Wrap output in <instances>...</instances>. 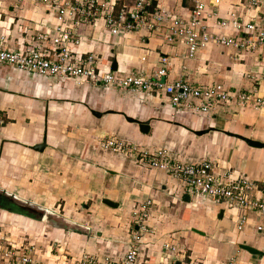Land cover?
<instances>
[{"label":"crops","instance_id":"obj_1","mask_svg":"<svg viewBox=\"0 0 264 264\" xmlns=\"http://www.w3.org/2000/svg\"><path fill=\"white\" fill-rule=\"evenodd\" d=\"M133 2L125 0L128 5ZM157 2L159 8L174 15L190 16V0ZM213 8L224 19L231 13L244 22L262 16L261 9L245 0H221ZM57 23L55 12L46 6L28 0H0V33L12 49H23L35 33ZM211 31L225 33L213 23ZM78 33L81 44L75 51L99 55L104 70L112 69L116 62L121 76L138 69L152 73L161 66L160 58L167 56L170 66L164 80L168 82L183 79L195 85L222 84L231 91L264 96V47L240 53L211 44L188 58L185 45L167 43L164 29L114 35L100 21L81 26ZM140 123L149 125L147 133L141 131ZM244 139L264 142V110L232 103L218 105L204 115L173 108L165 98L152 94L42 77L0 64V178L8 180L0 191L37 209L26 215L0 205V264H19L3 258L7 247L31 252L39 264H76L85 254L119 260L135 228L132 212L148 201L152 205L147 224L161 229L159 234L144 236L140 264H171L172 260L175 264H198L195 260L205 264L214 255L207 252L209 247L206 252L195 251L188 262L186 250L181 252L176 246L179 254L165 251L166 244L175 246L182 238L188 248V241L198 237L205 244L211 238L238 247L235 253L220 247V254H227L221 264L232 258L239 264H258V258L264 256L240 245L264 252V246L252 245L259 234L264 237V216L199 196L185 201L188 194L183 182L150 166V156L142 158L144 153L166 149L181 162L209 160L218 164L220 172L245 175L264 189V149L252 147ZM44 142L43 151L33 149ZM119 145L123 150L114 151ZM104 199L118 207L104 204ZM60 208L64 219L78 226L77 230L64 219L65 224L58 226L51 220L53 216L45 214V210L57 212ZM245 214L248 222L239 230Z\"/></svg>","mask_w":264,"mask_h":264},{"label":"built area","instance_id":"obj_2","mask_svg":"<svg viewBox=\"0 0 264 264\" xmlns=\"http://www.w3.org/2000/svg\"><path fill=\"white\" fill-rule=\"evenodd\" d=\"M28 1L54 11L58 23L35 33L29 43L18 50L8 46L7 37L0 33L1 65L42 77L72 79L135 94L148 93L165 98L173 108H189L204 115H209L218 105L232 103L243 108L264 110V96L260 94L231 91L222 84L195 85L183 79L175 82L164 80L169 74L170 60L167 56L160 58L161 66L152 73L146 69H138L121 76L118 70H104L99 55L75 51V47L81 44L82 37L78 28L97 25L100 21L114 35L164 29L167 43L185 45L188 58L195 57L199 50L211 44L234 48L240 53L254 51L264 47V0H245L249 6L262 10V16L250 22L242 21L236 13H231L228 19L220 18L218 10L213 7L219 6L221 0H190L192 6L189 18L159 8L156 0H134L130 5L125 0ZM211 22L215 28L225 33H213ZM230 30L235 33L226 32ZM143 61H146V57ZM121 150V145L114 148L116 152ZM143 156L142 158L150 156L149 165L153 168L183 182L185 192L190 197L208 198L228 208L237 207L246 213L264 216V189L245 175L233 177L229 171L220 172L218 164L209 160L181 162L166 149L150 155L144 153ZM151 205V201H148L134 208L132 214L135 228L121 259H102L85 254L76 264H140L144 236L151 229L147 224ZM248 219L247 214L241 217L239 230H243ZM259 230L262 231V228ZM165 251L166 254H179L172 244H166ZM30 254L31 252L24 254L19 249L7 247L3 258L19 264H39ZM171 264H175V260ZM227 264H239V261L232 258Z\"/></svg>","mask_w":264,"mask_h":264},{"label":"rangeland","instance_id":"obj_3","mask_svg":"<svg viewBox=\"0 0 264 264\" xmlns=\"http://www.w3.org/2000/svg\"><path fill=\"white\" fill-rule=\"evenodd\" d=\"M108 70H110L111 71V68L109 67L108 68ZM14 171V173H17V171L16 170H13ZM14 175H16V174H14ZM17 180V179H16ZM6 181H8L7 179H1L0 178V187L2 186V184L4 183V182H6ZM44 183L45 184H47V182H46V180L44 179ZM38 186V185H37ZM0 192H2V191H0ZM5 194H6V192H4ZM151 207V206H150ZM80 208V207H79ZM83 210L85 209L84 207H81ZM80 208V210H82ZM61 209V208H60ZM52 212H54V211H52ZM55 214H56V216L58 217H55V215H51V214H49V213H47L48 215H51V216H53L52 218H51V220H56L57 221V225L58 226H61V225H64L65 224V222H64V214L62 213V209H61V211H57V212H54ZM44 215H42V217H43ZM55 217V218H54ZM44 218L45 219H47L46 218V216H44ZM132 221H133V218H132ZM134 223V222H133ZM130 225H131V223H130ZM73 226V229H75V230H77L78 228V226H76V225H72ZM71 226V227H72ZM161 229V228H160ZM160 229L158 228V227H151V229H150V231H147L146 232V234H148V233H151V234H159V232H160ZM133 230H134V228H133ZM193 233H195L194 231H192ZM196 234V233H195ZM184 236H186V235H184ZM261 234H259L258 235V237H256V239L255 240H253L252 241V245H254V246H256V247H263L264 246V237L262 236ZM197 237V236H196ZM186 238H188V236L186 237ZM209 240V239H208ZM187 241H186V239L185 238H182V240L181 241H175L174 243H175V246H177V248H179L180 250H181V252H184L185 250L187 251V254H186V260H187V262L188 261H190L187 257L188 256H193V254H194V252L195 251H200L201 249H202V252L205 250V252H206V250H207V247H209V249H208V253L210 254L211 252H213L214 253V255L210 258V259H207V261L205 262V264H221L225 259H226V256H227V254L226 255H224V254H220V252H219V250H220V247H222V250L223 249H226L227 247L229 248V250H230V252H233V253H235V251H236V249L238 248L235 244H228V243H220V242H218V240H215V239H211L210 238V242H209V244H205V243H202L201 242V240H200V238L198 237L197 238V240H190V241H188V248H186V246H187V243H186ZM190 243H194V246H191L190 245ZM186 245V246H185ZM208 245V246H207ZM202 246H205V248L203 249V247ZM191 249H190V248ZM199 254H201V253H199ZM194 255H196V254H194ZM199 258V257H198ZM197 258V259H198ZM259 259V262L261 263V264H264V257H260V258H258ZM200 260H203V258H201ZM196 261V263H198V264H201V262H199L198 260H195ZM259 262H258V264H259Z\"/></svg>","mask_w":264,"mask_h":264},{"label":"water","instance_id":"obj_4","mask_svg":"<svg viewBox=\"0 0 264 264\" xmlns=\"http://www.w3.org/2000/svg\"><path fill=\"white\" fill-rule=\"evenodd\" d=\"M112 69L114 71L118 70V65H117L116 62L113 63ZM140 129H141V131L143 133H147L149 131V125L147 123H140ZM244 140L252 147L264 149V142H260V141H256V140H252V139H244ZM45 148H46V142H44L42 144H39V145H36V146L33 147V149L36 150V151H43ZM190 198L191 197L189 195H186L184 197V200L185 201H190ZM103 203L108 205V206H110V207H113V208L118 207L117 203H114L113 201H111L109 199H104ZM47 213H50L51 215H55L56 216V214L54 212L45 210V214H47ZM222 215H223V212H221V217H222ZM64 220H65L66 223L72 224V222H70L69 220H67V219H64ZM194 231L197 232V233H201L198 230H194ZM240 248H242L243 250L248 251V252H250V253H252L254 255L264 256V252L263 251L255 249L254 247H252L250 245H247L245 243L240 245ZM178 264H180V262H178Z\"/></svg>","mask_w":264,"mask_h":264},{"label":"flooded vegetation","instance_id":"obj_5","mask_svg":"<svg viewBox=\"0 0 264 264\" xmlns=\"http://www.w3.org/2000/svg\"><path fill=\"white\" fill-rule=\"evenodd\" d=\"M12 198L13 199L10 201V198L6 199L4 197H0V205L4 207H9L15 210H19L21 213L26 214V215H31L37 211L36 207H32L28 204L21 203L17 201L15 197H12Z\"/></svg>","mask_w":264,"mask_h":264},{"label":"trees","instance_id":"obj_6","mask_svg":"<svg viewBox=\"0 0 264 264\" xmlns=\"http://www.w3.org/2000/svg\"><path fill=\"white\" fill-rule=\"evenodd\" d=\"M4 195V196H3ZM0 197H4V198H10V201L13 199L11 196H7L4 192H0ZM2 208H8V207H4V206H1ZM14 211H17L19 213H21L19 210H15L13 209Z\"/></svg>","mask_w":264,"mask_h":264}]
</instances>
